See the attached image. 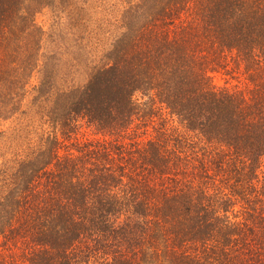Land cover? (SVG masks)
I'll return each instance as SVG.
<instances>
[{
    "label": "trees",
    "instance_id": "obj_1",
    "mask_svg": "<svg viewBox=\"0 0 264 264\" xmlns=\"http://www.w3.org/2000/svg\"><path fill=\"white\" fill-rule=\"evenodd\" d=\"M72 1L0 0V264H264V0H120L73 88Z\"/></svg>",
    "mask_w": 264,
    "mask_h": 264
},
{
    "label": "rangeland",
    "instance_id": "obj_2",
    "mask_svg": "<svg viewBox=\"0 0 264 264\" xmlns=\"http://www.w3.org/2000/svg\"><path fill=\"white\" fill-rule=\"evenodd\" d=\"M100 3L102 6L91 8L96 3L89 5L86 0H73L70 5H57L46 10L38 18L45 30L53 28L64 36L60 53L61 73L65 76L61 83L67 87L87 84L101 54L115 37L117 28H112L110 33L108 26L110 21L113 24L114 18L121 15L123 4L120 0H103ZM90 42L101 46L92 48Z\"/></svg>",
    "mask_w": 264,
    "mask_h": 264
}]
</instances>
